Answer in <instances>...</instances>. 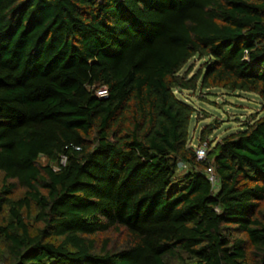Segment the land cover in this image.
Here are the masks:
<instances>
[{"label":"trees","instance_id":"trees-1","mask_svg":"<svg viewBox=\"0 0 264 264\" xmlns=\"http://www.w3.org/2000/svg\"><path fill=\"white\" fill-rule=\"evenodd\" d=\"M214 88L264 107V0H0V264H264V116L197 161Z\"/></svg>","mask_w":264,"mask_h":264},{"label":"rangeland","instance_id":"rangeland-1","mask_svg":"<svg viewBox=\"0 0 264 264\" xmlns=\"http://www.w3.org/2000/svg\"><path fill=\"white\" fill-rule=\"evenodd\" d=\"M198 69L204 61H195ZM179 97L193 106L197 112L191 125V146L199 144L201 133L211 128L209 143L214 146L231 134L244 130L254 114L264 116V107L260 97L254 93L229 92L221 88L178 93ZM46 163V159H41ZM185 170V169H184ZM181 171V175L186 171ZM2 178V176H0ZM19 195L21 192L18 193Z\"/></svg>","mask_w":264,"mask_h":264},{"label":"built area","instance_id":"built-area-1","mask_svg":"<svg viewBox=\"0 0 264 264\" xmlns=\"http://www.w3.org/2000/svg\"><path fill=\"white\" fill-rule=\"evenodd\" d=\"M98 97L100 98H107L108 97V90L107 89H101L97 92ZM197 161H205L207 158L208 150H209V144L208 142H203L200 145H197L194 147ZM179 168L181 170L186 169V165L181 163L179 165ZM207 178L211 185L213 186V189H217L219 186V179L216 175L214 167H209L206 170Z\"/></svg>","mask_w":264,"mask_h":264},{"label":"clouds","instance_id":"clouds-1","mask_svg":"<svg viewBox=\"0 0 264 264\" xmlns=\"http://www.w3.org/2000/svg\"><path fill=\"white\" fill-rule=\"evenodd\" d=\"M180 169V168H179ZM181 170V169H180ZM182 171V170H181Z\"/></svg>","mask_w":264,"mask_h":264}]
</instances>
